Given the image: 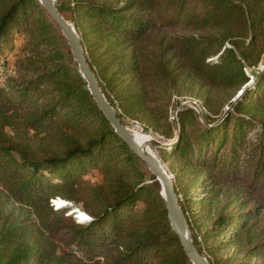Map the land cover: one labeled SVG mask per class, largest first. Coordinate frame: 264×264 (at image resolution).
<instances>
[{
    "label": "trees",
    "instance_id": "16d2710c",
    "mask_svg": "<svg viewBox=\"0 0 264 264\" xmlns=\"http://www.w3.org/2000/svg\"><path fill=\"white\" fill-rule=\"evenodd\" d=\"M58 10L122 122L169 142L159 154L198 251L264 254V69L246 71L264 53V0H65ZM10 61L20 81H5ZM0 67V186L25 208L0 228V264H192L158 182L98 108L38 0H0ZM188 81L208 88L213 116L176 101V124L170 106ZM5 127L32 134L13 138ZM59 197L89 219L55 207Z\"/></svg>",
    "mask_w": 264,
    "mask_h": 264
},
{
    "label": "water",
    "instance_id": "95a60500",
    "mask_svg": "<svg viewBox=\"0 0 264 264\" xmlns=\"http://www.w3.org/2000/svg\"><path fill=\"white\" fill-rule=\"evenodd\" d=\"M38 1L58 26L62 35L66 39L72 57L77 63L78 71L85 79L89 92L96 102L98 108L102 111L104 117L107 119L120 139L148 167L155 180L158 182L160 195L165 204L170 227L174 234L177 236L180 246L186 257L192 264H210L207 258L198 251L193 243L191 229L189 227L187 218L180 207L171 175L168 173L164 165L161 163V160L156 155L150 153L136 143V141L131 136L128 127L118 116L115 108L107 101L100 88L99 81L87 61L85 49L74 25L69 20L65 19L59 12L55 0ZM263 69L264 66L261 67V70ZM244 90L245 89H241L238 92L233 102L240 98ZM183 106H190L196 109V111L200 115L201 120H203L202 113L201 111H198V106L195 101H185L180 103L179 107ZM231 107L232 105L227 107L225 110H229ZM176 120L177 119H175V122ZM151 143L160 146H166L167 144H169L168 142L162 143L153 138L151 139ZM66 201L68 206L72 205L71 201ZM55 206L58 207L57 205ZM75 217H77V215Z\"/></svg>",
    "mask_w": 264,
    "mask_h": 264
},
{
    "label": "rangeland",
    "instance_id": "374dc122",
    "mask_svg": "<svg viewBox=\"0 0 264 264\" xmlns=\"http://www.w3.org/2000/svg\"><path fill=\"white\" fill-rule=\"evenodd\" d=\"M64 1L65 0H55V3L58 7V5H61V3ZM175 32L183 33L185 31L177 29V30H175ZM175 32H170L168 30V33H175ZM24 40H25L24 36L22 34H19L17 36V38L14 39L13 50L18 49L21 45H23ZM7 58L9 60H11V55L8 54ZM214 58H216V57H214ZM73 61H74V59H73ZM262 66H264V53L261 56V60H260L259 64L257 66H252V67L247 66L246 71L249 75H253L254 73L260 71ZM0 69H3V68L0 67ZM6 70H7V72L5 73L6 76L4 77L6 82L10 81V79H15V81L21 80L20 72L17 70V68H15L13 66V63L11 61L9 63V68ZM182 86L184 87L183 88V95L174 96L175 101L172 102V105L170 106V110H169L170 119L174 123H176L175 119H177L176 101H179L180 103L185 102V101H195L197 106H198V111H201V113H206V114H210L211 116H213L211 113L208 112L207 108L203 105L204 96L207 95V91H208L207 87L201 85L199 82H196V81L185 82ZM239 91H237L235 96L232 98V101L235 99V97ZM213 94L216 95V97L218 99H221V100L222 99L226 100L231 95V93H228L227 91H223V90H220L217 92L213 91ZM216 97H215V99H216ZM215 106H218L217 103ZM227 107L228 106H225L221 110L224 111ZM125 125L128 127L130 132L132 131L134 133L142 134V135H145L149 138L148 143L146 145V148L152 154L156 155L161 160V163L164 165V167L166 168V170L170 174L168 162H164L161 159V156L159 154V147H162V146L155 145V144L150 142L152 138L156 139L162 143H167L168 141H166V139L163 136H161L157 133H154L151 131H146L139 122L125 121ZM4 130L7 131L9 134H11L13 138H17V139L19 137L30 138L31 137L30 135L32 134V131H26V130H23L19 127H15V128L5 127ZM147 169H148V167H147ZM147 173H148V171H147ZM149 173H151L150 170H149ZM53 179H56V177H53ZM86 179L88 181H90L91 183H97V182L101 181V178L98 175L97 171L87 172L86 173ZM145 179H146L147 183H150L153 181V179H149V177H146ZM56 198H54V200L52 199L51 203L54 205H57L58 207H60L58 204H61L63 202L67 203V201H64L66 199H64L62 202L61 199H63V198L59 197L58 200H55ZM71 202H72L71 206L63 204L64 205L63 207H70L71 210L68 213H71V215H73L74 217L77 215V217H76L77 220H79L81 218V220H83V222L87 221L89 219V216L84 212L82 205L80 203H76L74 201H71ZM24 214H25V208L22 205L14 202V201L8 199L6 196H4L3 192H2V188L0 186V228L2 226L8 225L10 222L13 223L15 221L20 220L24 216ZM202 254H203V256H205L207 258V260L208 259H210V260L214 259L215 261H216V259L223 260L222 262H219L216 264H264V254L256 253L255 255H247L246 253H244L241 250V247H237V248L234 246L226 247L222 251H220L214 255H211L205 251H203Z\"/></svg>",
    "mask_w": 264,
    "mask_h": 264
},
{
    "label": "bare ground",
    "instance_id": "6f19581e",
    "mask_svg": "<svg viewBox=\"0 0 264 264\" xmlns=\"http://www.w3.org/2000/svg\"><path fill=\"white\" fill-rule=\"evenodd\" d=\"M129 132H130V130H129ZM130 134H131V136L133 137V139L136 141V143L138 144V145H140L141 147H143L144 149H146L147 151H149L147 148H146V145H147V143H148V140H149V138L147 137V136H145V135H142V134H138V133H134V132H130ZM151 142V141H150ZM150 152V151H149ZM151 153V152H150ZM62 202H63V200H62ZM61 204H66L67 205V203H61ZM80 220H81V218H80Z\"/></svg>",
    "mask_w": 264,
    "mask_h": 264
}]
</instances>
